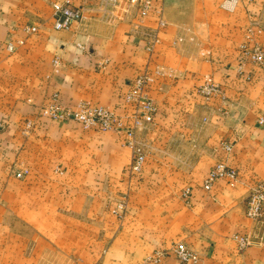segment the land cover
I'll list each match as a JSON object with an SVG mask.
<instances>
[{"label": "crops", "instance_id": "crops-1", "mask_svg": "<svg viewBox=\"0 0 264 264\" xmlns=\"http://www.w3.org/2000/svg\"><path fill=\"white\" fill-rule=\"evenodd\" d=\"M55 1L0 0V264H180L166 252L175 244L198 264H264V236L258 243V224L244 216L252 180H264V68L239 49L264 21V0H243L232 12L223 0H150L145 16L127 0H72L82 20L65 31L53 29ZM157 10L165 25L149 51ZM250 38L264 44V32ZM143 72L157 113L140 133L145 162L119 219L112 201L131 154L115 133L74 123L22 129L54 94L121 113L120 96ZM205 77L222 93L195 95ZM217 160L237 179L205 191ZM235 231L253 242L242 253ZM160 250L157 263L146 261Z\"/></svg>", "mask_w": 264, "mask_h": 264}, {"label": "built area", "instance_id": "built-area-1", "mask_svg": "<svg viewBox=\"0 0 264 264\" xmlns=\"http://www.w3.org/2000/svg\"><path fill=\"white\" fill-rule=\"evenodd\" d=\"M130 5L140 6V16L148 13L150 0H127ZM243 0H223L220 8L227 12H232ZM251 1V0H249ZM109 5L114 6L117 0H105ZM53 29L56 31L69 30L73 25L81 22L82 12L80 8L72 5V0H57L52 3ZM157 28L152 33L146 34L148 43L147 50L151 51L153 46L158 42V31L164 28L161 10L155 12ZM253 30H248L247 40L240 46V54L245 62L251 66L262 69L264 68V44L252 40L251 35H260L264 32V21H255ZM34 27H26L25 31L35 32ZM21 44V43H19ZM8 51H12L11 44L7 46ZM57 60H53V65L57 66ZM238 72L242 73V64L240 63ZM151 83V78L147 73L135 76L127 84L126 91L120 96L122 112L104 107L91 105L85 102L75 104H63L58 96L54 94L44 108L42 113L55 122H74L85 130H107L115 132L121 138V141L131 151V159L127 167L130 174L141 172L145 155L141 145L137 142V133L151 125L157 113L155 104L147 97L146 91ZM197 95L209 99L214 95L222 93L221 88L215 84L211 78H203L202 84L195 91ZM224 150L229 152L231 146L224 145ZM21 173L16 177L20 178ZM237 179V173L234 169L224 163H216L207 173L202 188L209 191L217 181L224 180L231 183ZM248 195L245 199V215L253 221H264V180H253L249 186ZM190 190L183 192V199L189 200ZM240 249L250 245L248 237L241 235L233 236ZM170 252L183 264H194L197 258L193 252L181 245H174ZM166 254V253H165ZM161 253H157L156 261L162 258Z\"/></svg>", "mask_w": 264, "mask_h": 264}, {"label": "rangeland", "instance_id": "rangeland-1", "mask_svg": "<svg viewBox=\"0 0 264 264\" xmlns=\"http://www.w3.org/2000/svg\"><path fill=\"white\" fill-rule=\"evenodd\" d=\"M19 43H21V42H17V44L18 45H21V44H19ZM8 44H11V43H8ZM8 44L6 45V50H7V46H8ZM8 51V50H7ZM8 52H10V51H8ZM11 52H13V50L11 51ZM54 66V65H53ZM55 68H57V66H54ZM143 73H146V72H143ZM139 74H142V73H139ZM139 74H136L135 76H137V75H139ZM134 76V77H135ZM133 77V78H134ZM132 78V79H133ZM131 81V80H130ZM128 84V83H127ZM201 85V84H200ZM199 85V86H200ZM218 85V84H217ZM198 86V87H199ZM219 86V85H218ZM197 87V88H198ZM220 87V86H219ZM126 88H127V85H126ZM197 88L195 89V91L197 90ZM123 94V93H122ZM195 95H197V93L195 92ZM197 96H199V95H197ZM199 97H201V96H199ZM201 98H203V97H201ZM50 99V98H49ZM203 99H205V98H203ZM207 100V99H206ZM48 101H43V102H41V104L40 105H38L37 107H38V114H37V116H36V119H33V120H26L25 121V123H24V127H23V129H22V134L23 135H27L29 132H30V130L32 129V127H33V123L35 124V123H64V122H55V121H53V120H51L50 118H49V116L47 115H45V114H43L42 113V111H41V109H43L44 108V106H45V104L47 103ZM81 102H85V101H81ZM85 103H89V104H91V105H93L92 103H90V102H85ZM64 104V103H63ZM66 105V104H65ZM65 123H74V122H65ZM74 124H76V123H74ZM76 125H78V124H76ZM149 126V125H148ZM147 126V127H148ZM146 127V128H147ZM146 128H144L143 130H141L140 132H138L137 133V142L141 145V147H142V149H143V152H144V155H145V157H146V148H145V143H144V141H143V138L140 136V133L142 132V131H144ZM80 129L82 130V131H84V132H87V131H94V132H112V131H107V130H95V129H88V130H85V129H83L82 127H80ZM112 133H115V132H112ZM116 134V133H115ZM117 135V134H116ZM117 137L119 138V142H120V145L122 146V147H125V148H127V149H129L127 146H125L124 144H123V142L121 141V139H120V137H119V135H117ZM130 150V149H129ZM130 154H131V151H130ZM130 159H131V156H130ZM130 162V161H129ZM129 162L126 164V165H124L123 166V169H122V172H121V180H119L120 181V183H122V188L120 189L119 188V186L116 188V189H118L119 191L117 192V199L115 200V201H112V203L113 204H115L116 205V207H115V211H114V213L117 215V217L120 219V218H122L123 216H124V213L126 212V209H127V204H128V199H129V192H130V184L131 183H137V182H139V180H140V177H141V172H142V169H141V172L140 173H138V174H130L128 171H127V167H128V165H129ZM144 162H145V159H144ZM219 162H221V163H224V164H226V162H224L223 160H217L216 162H214V164L212 165V167L216 164V163H219ZM144 164V163H143ZM228 167H230L229 165H227ZM211 167V168H212ZM210 168V169H211ZM231 168V167H230ZM235 170V169H234ZM236 171V170H235ZM237 172V171H236ZM18 173V172H17ZM16 173V174H17ZM23 173H25V172H23ZM16 174H15V177H16ZM16 178H18V177H16ZM21 178V177H20ZM253 180H260L259 178H254ZM252 180V181H253ZM225 182L226 184H228L226 181H224V180H220V181H217V182ZM216 182V183H217ZM215 183V184H216ZM214 184V185H215ZM126 188V189H125ZM203 189V188H202ZM186 189H184L183 191H182V193H181V198L183 199V192L185 191ZM249 192V191H248ZM247 195H248V193H247ZM184 200V199H183ZM244 216H245V218H247L246 217V215H245V200H244ZM248 219V218H247ZM250 220V219H249ZM251 221H253V220H251ZM254 223H256V224H258V230L260 231V233H259V236H258V243L263 239V236H264V221H253ZM235 235H241V236H243V237H248V239H249V241H250V245L249 246H247V247H245V248H243V249H240L239 248V246H238V244H237V242L233 239V236H235ZM230 238H231V240L236 244V250L239 252V253H242V252H244L247 248H249L250 246H252V244H253V242H252V240H251V238L248 236V234L247 233H245V232H241V231H235V232H233L232 234H231V236H230ZM176 245V244H175ZM179 245V244H178ZM174 246V245H173ZM172 246V247H173ZM172 247L170 248V249H168V251H166V252H170V250L172 249ZM184 247V246H183ZM186 248V247H185ZM188 249V248H187ZM189 250V249H188ZM165 251H154V258H156V256H157V253H161V254H163L162 255V257H164L166 254ZM192 252V251H191ZM171 253V252H170ZM195 254V253H194ZM195 256H196V258H197V262L196 263H194V264H198V261H199V258H198V256L195 254ZM150 259V260H147L146 259V261H151V262H154V263H157L156 262V259ZM176 259V258H175ZM177 260V259H176ZM178 261V260H177ZM179 262V261H178ZM180 264H183V263H181V262H179Z\"/></svg>", "mask_w": 264, "mask_h": 264}]
</instances>
